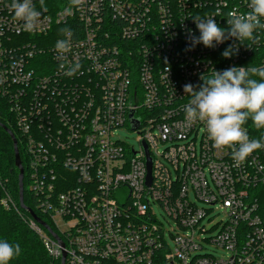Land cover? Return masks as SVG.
Masks as SVG:
<instances>
[{"label":"built area","instance_id":"obj_1","mask_svg":"<svg viewBox=\"0 0 264 264\" xmlns=\"http://www.w3.org/2000/svg\"><path fill=\"white\" fill-rule=\"evenodd\" d=\"M248 2L34 0L42 15L27 32L11 0H0V108L20 139L32 211L57 237L24 210L49 264H264L254 193L264 187V149L237 167L184 112V86L212 69L264 68V30L231 59L222 52L233 40L190 44L188 30L199 35L191 19L226 28ZM61 39L71 46L63 57ZM244 127L264 137L250 120ZM123 128L137 134L138 150L117 137ZM153 204L179 232L173 247ZM0 205L21 215L1 181ZM217 208L225 219L206 230Z\"/></svg>","mask_w":264,"mask_h":264},{"label":"clouds","instance_id":"obj_2","mask_svg":"<svg viewBox=\"0 0 264 264\" xmlns=\"http://www.w3.org/2000/svg\"><path fill=\"white\" fill-rule=\"evenodd\" d=\"M78 0H72L76 5ZM43 5V0H41ZM14 19L21 23L24 31L35 30L42 12L37 10L34 0H11ZM249 11L245 14L233 12L221 27L214 18H193L199 35L188 30L192 48L203 45L207 49L233 40L222 52L224 59H231L240 46L249 47L254 35L264 30V0H249ZM71 35L70 32L67 33ZM71 50L68 39L57 40L55 51L63 57ZM79 65L69 69V74L78 71ZM202 83L194 87L184 86L188 102L184 106L187 121L202 123L209 140L216 149L231 150L232 159L239 167L256 151L264 149V137L252 139L245 130L250 120L252 125L264 129V68L232 66L223 71L212 69L201 76ZM21 253L19 244L0 239V264H11Z\"/></svg>","mask_w":264,"mask_h":264},{"label":"trees","instance_id":"obj_3","mask_svg":"<svg viewBox=\"0 0 264 264\" xmlns=\"http://www.w3.org/2000/svg\"><path fill=\"white\" fill-rule=\"evenodd\" d=\"M4 107L0 108V181L10 193L13 201L19 206L18 200V174L19 171L14 165V149L10 136L2 128L5 127L17 137V148L23 173H26V161L23 149L19 143L20 139L14 128L8 123ZM256 193V201L258 207L264 211V187H259L254 192ZM23 204L25 207L34 211L32 198L27 190L26 178L23 179ZM20 214L15 211H6L0 205V239H5L11 244H19L21 253L15 257L11 264H49V259L43 249L39 238L27 227L22 217L27 213L21 209ZM35 214L43 220L47 225L49 221L46 216L40 215L35 211ZM51 226V225H50Z\"/></svg>","mask_w":264,"mask_h":264},{"label":"rangeland","instance_id":"obj_4","mask_svg":"<svg viewBox=\"0 0 264 264\" xmlns=\"http://www.w3.org/2000/svg\"><path fill=\"white\" fill-rule=\"evenodd\" d=\"M117 137L124 143L128 144L129 146H132L135 148V150H138L139 148V142H138V136L136 133L129 131L127 128L121 129L117 133ZM173 175L175 173L173 172ZM200 206H204L202 203H199ZM153 213L156 215V218L158 221L163 224V228L165 231V240L168 243L170 247H173V238L179 234L176 226L174 225V222L168 218L165 217L162 209L158 205H152ZM218 211H213L212 215H210V218H213V221L211 223H207V221L204 222V226L206 227V230H210L214 225H217L220 221H223L225 219L223 211L219 208H217ZM208 236H205L207 238ZM212 248L209 246H206V252L211 251ZM205 251H202L200 255H203L206 253ZM221 253H216L215 256L221 257Z\"/></svg>","mask_w":264,"mask_h":264},{"label":"water","instance_id":"obj_5","mask_svg":"<svg viewBox=\"0 0 264 264\" xmlns=\"http://www.w3.org/2000/svg\"><path fill=\"white\" fill-rule=\"evenodd\" d=\"M1 126V125H0ZM2 128L6 131V133L10 136L12 143H13V149H14V165L15 167L18 169L19 174H18V200H19V206L21 209L27 211L29 213V215L41 226H43L45 229H47L51 235H53V233L50 231V229L33 213V211L27 207H25V205L23 204V168L21 165V160L19 157V152H18V148H17V142L16 139L13 135V133H11V131L5 127L2 126ZM135 128V125H134ZM53 237L55 239H57V237L55 235H53ZM65 258V254H63L62 256V262L64 261Z\"/></svg>","mask_w":264,"mask_h":264}]
</instances>
